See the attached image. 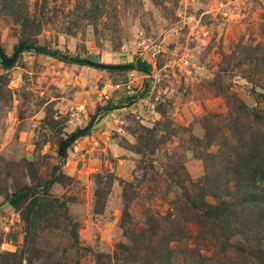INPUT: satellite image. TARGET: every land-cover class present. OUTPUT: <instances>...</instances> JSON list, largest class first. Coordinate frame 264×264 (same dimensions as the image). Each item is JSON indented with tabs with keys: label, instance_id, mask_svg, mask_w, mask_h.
Segmentation results:
<instances>
[{
	"label": "rangeland",
	"instance_id": "rangeland-1",
	"mask_svg": "<svg viewBox=\"0 0 264 264\" xmlns=\"http://www.w3.org/2000/svg\"><path fill=\"white\" fill-rule=\"evenodd\" d=\"M23 44L0 60V264H263L234 248L264 221L203 218L263 192L264 0H0V46Z\"/></svg>",
	"mask_w": 264,
	"mask_h": 264
},
{
	"label": "trees",
	"instance_id": "trees-1",
	"mask_svg": "<svg viewBox=\"0 0 264 264\" xmlns=\"http://www.w3.org/2000/svg\"><path fill=\"white\" fill-rule=\"evenodd\" d=\"M31 48H33L38 53H45L49 55H53L57 57L61 61L69 62V63H78L81 65H93L103 68H121L126 69L128 67L137 68L139 70H142L144 72H150L152 69V65L150 62L144 60V59H138L137 63L134 64H100L90 61L89 59H81L79 57H73L68 54H64L60 50H53L47 46L43 45H31ZM89 134V131H86L84 135ZM54 182V179L52 178L49 180V182L44 186L43 190H47ZM35 191L39 192V189H31V188H23L16 193L13 194L11 197L12 200H17L20 197H23L27 192L29 191ZM246 194L242 197L243 200L240 202H243L240 207H238L240 202L237 203H230L228 200L224 199L220 201L219 205L213 206L215 209L213 212L211 210L206 211L203 219H209L210 223L222 225V226H231L233 223H240L242 225V228L240 227L239 230L236 232H240L244 235H250L254 229H256L257 224L264 221V188L263 192H257L255 190H248L246 189ZM203 206L206 205V202L202 204ZM211 207V206H209ZM232 231V230H231ZM233 232V231H232ZM234 232V233H236ZM176 236V233L173 232V238ZM226 238L223 241V248L222 250L228 249V247H233L235 244L228 243V240L231 237V234L224 235ZM246 242V245L239 244L235 246L234 250H237L238 252L242 251L243 253H247L250 257L256 258V260H260L264 264V246L259 242L250 244L248 243L250 241L249 238L244 240ZM170 248L168 246L161 250L158 248L156 250V258L163 259L165 256L170 257L172 254L170 252Z\"/></svg>",
	"mask_w": 264,
	"mask_h": 264
},
{
	"label": "water",
	"instance_id": "water-1",
	"mask_svg": "<svg viewBox=\"0 0 264 264\" xmlns=\"http://www.w3.org/2000/svg\"><path fill=\"white\" fill-rule=\"evenodd\" d=\"M28 47H29V46L26 45V44L20 45V46L16 49V51L14 52L13 57L10 58V57H8L7 55H5V53H4L3 49H2V47L0 46V60L2 61V63H3L4 65H12V64L16 61V59H17L19 53H20L23 49L28 48ZM82 132H86V131L83 130ZM73 139H74V137H73ZM66 147H67V146H66ZM65 149H66L65 147L62 148V154H64Z\"/></svg>",
	"mask_w": 264,
	"mask_h": 264
},
{
	"label": "built area",
	"instance_id": "built-area-1",
	"mask_svg": "<svg viewBox=\"0 0 264 264\" xmlns=\"http://www.w3.org/2000/svg\"><path fill=\"white\" fill-rule=\"evenodd\" d=\"M83 108V105H81V109Z\"/></svg>",
	"mask_w": 264,
	"mask_h": 264
}]
</instances>
